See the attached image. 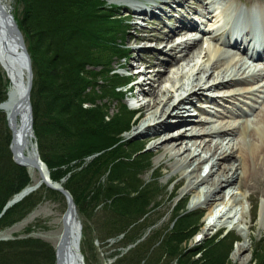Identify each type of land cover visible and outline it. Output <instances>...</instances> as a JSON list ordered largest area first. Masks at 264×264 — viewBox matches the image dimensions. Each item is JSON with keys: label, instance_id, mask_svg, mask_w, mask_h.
<instances>
[{"label": "rangeland", "instance_id": "374dc122", "mask_svg": "<svg viewBox=\"0 0 264 264\" xmlns=\"http://www.w3.org/2000/svg\"><path fill=\"white\" fill-rule=\"evenodd\" d=\"M96 1L101 3V5L95 7L98 13L95 15L104 19V23L99 22L102 35L104 33L113 34L114 40L123 42L120 37L122 34L123 37L126 38V41L125 43L123 42V44L127 46L128 50H125L123 54H128V56L125 59L118 60L115 56H121L123 54L117 53L116 50L108 49L109 51H101L100 53L95 51L91 53L90 51L81 50V53L77 54L78 58L75 57V60L78 62L84 60L95 62L94 65H86V62L83 69H79L85 70V72L83 71L81 73L83 86H90L95 88L96 91V93H90L84 98L93 101L95 99L93 96H95V103H103L108 106L107 117L113 118V121L109 125L110 130H113L116 127H124L128 123L129 127L127 132H130V130H133L132 128H137L142 125L141 118H139L141 111L139 110L137 112L138 114L135 113V118L138 116V120L134 118L124 120V113L131 115L130 104L134 103L137 105L150 99V96L143 94L141 89L147 92L150 85H155L154 83H151L153 79V69L148 68L143 72L146 76L136 79L138 82L143 81L144 84L141 87L136 86L131 95H125L123 91H121L123 92L122 95H115L121 92L113 90L111 93L108 88H105L107 83L104 85L103 81L105 80L102 76H99L104 65L97 63L104 62L105 59L113 58V63L111 64V69L113 70L112 73L132 75L135 72L142 70V67L144 66L138 64L137 59L139 58H141V62L146 61L145 63L169 60V57L161 52V48L154 47L155 43L153 41L144 43L136 39L150 36L155 30L168 31V27L172 28L179 24L177 21L181 19L185 21L183 15L186 20L193 21L194 18L196 20L194 22L199 23L198 15L191 14V9L196 7V1H189V7L175 10V12L168 14L167 16H162L161 14L159 16L155 15L154 18L146 16L148 22H142V26L137 24L135 18L128 17L130 16V10L127 6L132 0H119L116 2L114 0ZM3 2L10 9L14 18L16 15L20 14L22 4L18 0H3ZM113 4L116 6L114 5V7L111 8L110 5ZM163 8H165V11H169L168 7ZM107 10L110 13L107 12ZM89 11L90 10H88V12ZM155 12H158V10L155 9ZM15 13L16 15L14 16ZM107 13L111 14L110 17L118 22L111 23L107 19ZM114 14L116 15L115 18L113 17ZM80 21L81 20H78V22ZM87 24L88 23H83L84 26ZM123 29L125 33L121 32ZM193 36L189 38H192ZM22 38L24 41L25 52L31 63L33 84L34 74L32 61L27 48L28 43L25 41L24 37ZM106 38L109 39V36ZM187 39L188 38H183L182 40L185 41ZM182 40L178 39V42L182 43ZM209 45L212 46L211 44ZM198 46L206 48L208 43H199ZM142 47L145 48L140 50V52L135 51V49ZM169 47L170 45L168 48ZM194 51H196L195 48ZM118 65L121 68H119ZM170 70L171 69H169V71ZM93 75H96L97 78H93ZM167 75L168 74L166 73V76ZM164 83L161 86H163ZM100 88L101 91H99ZM85 92H88L87 89ZM227 92L228 91L225 90H218L217 96L228 94ZM31 93L32 88L30 92V103L32 106ZM102 99H104V101L99 102V100ZM231 101H233V99L228 97H224V100H221V98L217 99L216 104L214 103L212 105L213 107L209 108L212 113L209 116L208 112L199 110L200 105H204L202 102L195 99L193 100V103L195 104H192V106L188 105L189 108L183 109L181 111V116H186L188 114L192 115L194 121H196L194 124H201V126H196V132H207L210 128L220 127L228 129V125L234 124L233 126H235L241 123L240 121L242 120L230 117L229 109H231ZM209 104L210 103L207 101V105ZM90 105L91 104H83V108H88ZM186 105L187 104H184L183 106ZM227 106H229V109H227ZM263 107L264 106L260 108L261 111L264 110ZM217 110L220 111L217 113ZM259 111H256L254 115H257ZM213 113H215L214 116ZM224 115H227V117ZM252 120L254 121L250 125L251 127L254 126L256 119L254 118ZM130 122L133 124L132 128L130 127ZM98 123L99 122L96 124ZM200 132L198 134H200ZM186 133L188 134L187 137H190L189 133ZM160 138L161 134L149 133L139 134L132 137L130 140L124 141L125 145L119 148L118 151H123V155L130 154L129 157L132 156L130 161L134 159V156H140V161L136 164L135 170L127 172L123 177L117 178L116 175L111 172L109 177L105 175L103 178L99 179V183L95 180L94 182L97 184L98 190L92 191L89 194V200L86 199L87 201H81L80 206H78V204L76 205L78 218L82 224L80 249L84 256L85 263L128 264L124 257L127 255L128 251L136 249L139 244H143L139 249V256L147 252L148 258L153 255V252L162 241V238H164V235L173 227L174 221L178 218L173 217L176 211H179V213L181 212L183 216V214L188 212L202 210L204 211V215L197 225L199 226L198 229L182 244V246L185 245L187 251L191 249L192 253L193 251H196L193 255L194 260L200 257V253L197 251L199 250L198 247L202 246L207 239L221 231L222 236L227 232L232 233V235H229V233V237L227 238L229 242L233 241V245L227 256L228 264H256V261L257 264H264V165L261 166L258 173L255 171L254 179H246L244 181L241 176L240 181H243L242 188L240 189L241 191L237 190L233 185L227 187L222 186L223 188L221 189L222 192L219 193V198L217 197L214 202L207 204L205 199L211 198L213 194L217 193L220 189L218 186V180H221V176L225 174L230 175L233 168L237 165V161L228 159L225 162H219L218 166L220 169H218V167L211 169L210 164H207L203 171L200 172L201 178L205 177V182H200V184H197L196 186L189 185V180L191 179L190 171H192V167L184 161V158H182L187 156V154H184L180 158H176L172 157L171 153H166V147L152 148L153 143L157 142ZM209 140H214V138H202V136H200L196 139H190V142H188V139H180L179 142L176 143V146L184 147L185 143L188 146L192 143H207ZM216 140L221 141V138H216ZM33 142L36 146L35 138L33 139ZM140 147L141 150L135 153V150H138ZM168 148H172V145H168L167 149ZM211 153H213V148L212 150L207 151V156ZM118 160H120V158ZM146 164L148 165L144 167ZM18 167L25 170L29 177V185L33 184L27 169L21 166ZM210 169L211 171L209 172ZM237 172L239 173V171ZM112 179L117 180V183H110ZM135 180H137V183H131ZM107 184L109 186L121 187L123 193L111 196V200H108V197H110L109 194L115 193V191L111 189L110 193H105ZM155 187L158 188L157 191L155 190ZM151 188L153 189L151 190ZM159 188L161 189V192L159 191ZM95 194L96 198L94 200L93 196ZM139 195H143L145 199L141 200L138 197ZM35 196H38L39 198L38 203L25 216L3 227L0 231V240L12 241L17 239H35L43 241L54 250L62 232V216L66 208L65 201L61 197L49 193L46 187L40 188L36 192L26 196L24 199L29 198L32 200ZM115 202L118 204L117 206ZM183 206L184 212L181 209ZM140 208H142V210H140ZM117 211L122 213L123 216ZM34 213H37L36 216L30 217L31 214ZM210 213H215V219L212 220L208 217V214ZM47 214H51L52 216L48 217L46 216ZM54 216H56L55 218L57 219L59 218L57 223L52 221ZM179 216H181V214ZM117 221L119 223L123 222L119 228H116ZM25 222L28 223L25 224ZM193 222L194 221L191 219L183 220L179 222V227H191ZM179 223H177V225ZM119 230L124 231L123 233L118 234V232H120ZM57 233L58 235L55 237L54 235ZM143 235H145L144 240L127 252L123 251L126 246L133 243V240ZM197 237L200 238L196 240ZM239 248L243 249L239 251ZM219 250H222V248H219ZM209 253L212 255L215 253V257H218L221 252L211 249ZM154 256L155 260L157 259L156 264H166L167 259L164 255L160 257V253L157 252ZM207 257L209 260H212V256L209 254ZM141 264H144V262L142 261ZM170 264L177 263L172 262Z\"/></svg>", "mask_w": 264, "mask_h": 264}, {"label": "trees", "instance_id": "16d2710c", "mask_svg": "<svg viewBox=\"0 0 264 264\" xmlns=\"http://www.w3.org/2000/svg\"><path fill=\"white\" fill-rule=\"evenodd\" d=\"M18 1L22 4V9L20 14H14L15 21L28 43L27 48L33 66L31 97L38 153L49 171L50 179L60 182L61 179L66 178L63 186L70 192L75 204L80 206V202L87 201L92 191L98 190L95 180L99 183V179L105 175L109 177L111 172L117 178L123 177L127 172L134 171L136 164L140 161V156H134V159L130 161L132 159V156L129 157L130 154L123 155V151H118L125 145L121 135L128 131L129 124L110 130L109 125L113 118L107 117L108 106L95 103V96H93L94 100L91 99L93 101L84 98L96 91L90 86H83L81 73L85 70L79 69H83L86 62V65H94L95 62L75 60L81 50L100 53L111 49L122 53V49L114 43L113 34L102 35L99 22L104 23V19L95 15L97 13L95 7L101 5L96 0ZM109 13H107V19L111 23L118 22L112 19ZM113 17L115 18L116 15ZM78 20L81 21L78 22ZM83 23L88 24L84 26ZM107 36L109 39L106 38ZM110 61L111 58L97 64H103L106 67L101 70L100 76L106 81H103L104 85L107 83L105 88L112 93L113 90H117L119 79L111 75L110 69H107ZM92 77L97 78L96 75ZM7 87L8 80L0 72V102L6 98ZM86 89L88 92H85ZM102 101L104 99L99 100V102ZM83 104L91 105L83 108ZM124 117V120H129L131 115L124 113ZM97 122L99 123L96 124ZM10 138L11 134L6 126L5 118L0 112V212L14 194L29 184V177L25 170L11 160L8 149ZM140 150L141 147L135 150V153ZM68 174L70 175L67 177ZM135 182L137 183V180L131 183ZM110 183H117V180L112 179ZM111 189L115 193H110ZM155 190L157 191L158 188L155 187ZM47 191L62 198L57 192L49 189ZM159 191L161 192L160 188ZM105 193H110L108 200H111V196L122 194L123 190L121 187L107 184ZM138 197L141 200L145 199L143 195ZM95 198L96 194L93 196L94 200ZM38 201V196L32 200L26 198L8 209L0 218V231L3 227L25 216ZM181 209L184 212V206ZM118 213L123 216L122 213ZM173 217L178 218L164 235L153 255L147 258L146 252L139 256V249L143 245L139 244L136 249L128 251L124 257L128 264H141L142 261L144 264H156L157 259L155 260L154 255L157 252L160 253V257L162 255L166 257V264L172 262L177 264L229 263L227 256L233 241L229 242L227 238L232 233L223 237L217 234L207 239L202 246L198 247L200 257L194 260L193 255L196 251L193 253L192 249L187 251L182 244L198 229L201 213L190 212L182 216L181 212L176 211ZM188 219L194 221L191 227H179V222ZM122 224L123 222H118L116 228L121 227ZM211 249L221 253L215 257V253L214 256L209 253ZM208 254L212 256V260L207 257ZM0 264H54V250L43 241L35 239L0 241Z\"/></svg>", "mask_w": 264, "mask_h": 264}, {"label": "bare ground", "instance_id": "6f19581e", "mask_svg": "<svg viewBox=\"0 0 264 264\" xmlns=\"http://www.w3.org/2000/svg\"><path fill=\"white\" fill-rule=\"evenodd\" d=\"M114 1L116 2L119 0ZM189 1L190 0H164L160 2L161 4H157L159 2L155 4V1H151L155 4L151 9H158L162 16H167L175 12V10L189 7ZM243 1L252 3V0ZM257 1L260 0H256L250 6L253 7L252 10L247 13L231 8L236 10L235 15H238L233 26H248L257 33L258 37L264 39V4L260 7L261 9L257 10V8H254ZM210 3L211 2L208 0H203V2H199L198 5L202 9L208 11L207 8H209L208 4ZM163 7H168L169 11H165ZM138 8L143 9V6L138 5L137 9ZM153 10H150V14L148 12L145 13V15L148 16L149 14L151 15L150 18H154L155 15H152L154 14L152 12ZM207 11H202V13H197V15L204 17V14L210 13ZM212 18H214V16L210 15V19H206V22H204L206 25L208 22H212V25H208V29L211 30L203 33L211 34V36L202 40V43L209 41L210 38L216 41V45H212V47L209 46V44L206 48L198 46L201 42L195 36L184 43H176L178 38L182 39L191 36V29L196 28V24L193 21L185 22L183 19L177 21L179 23L178 25L172 28L168 27V31L155 30L150 36L135 38L144 43L153 41L155 43L154 47L161 48V52L169 57V60L144 64L142 63L143 61L141 62V58L137 59L138 64H142L141 66L144 64V66L142 70L137 71L138 75L136 78L146 76L143 72L148 68H152L153 79L151 83L155 85H150L147 92L141 89V92L150 96V99L144 103L141 102L137 104V108L141 111L139 118H141L142 125L133 128L129 134V136L149 133L161 134V138L153 143L152 148L166 147V153H171V156L176 158H180L184 154H187V156L182 158L192 167L189 185L196 186L200 184V182H205V177L201 178L200 172L203 171L207 164H210L211 169L215 167L220 169L218 166L219 162H225L228 159L237 161V165L233 168L232 173L230 175L225 174L221 176V180H218L220 189L217 193H214L211 198L205 199L207 204L214 202L217 197L219 198V193L222 192V186L227 187L233 185L237 190H240L243 185V181H240L241 176L244 181L246 179H254L255 171L258 173L261 166L264 165V110L256 115L253 128L250 127L249 123L245 122L237 126H233L232 124L228 125L229 127L227 130L221 127L217 129L210 128L207 132L199 131L200 134L196 132V126H201V124H194L196 121H194L192 115L188 114L186 116H181V111L185 109V106L183 107L184 104L192 106L193 100L195 99L197 101H206L209 99L208 92L211 93L212 91L222 90L240 84L248 85V83L257 76H252L250 80L242 78V76L248 74L247 71L249 69L240 59L234 58L235 55L233 53L226 51V54L224 52L222 48L223 39L219 38L220 33H218V29L213 27L215 22ZM120 37L125 43L126 38H124L122 34ZM115 41L123 44L122 41ZM210 44L212 43L210 42ZM169 45L170 47L168 48ZM194 48L196 51H194ZM139 50H141V48L135 51ZM7 56L8 54L0 38V65L4 72L8 73V77L11 80L6 99L1 104V110L5 114L13 111L22 86L25 85L27 75L25 69H21V66L17 65L16 62H11ZM169 69L171 70L169 71ZM166 73L168 74L167 76ZM163 83L164 85L161 86ZM143 84V81L138 82L137 86L141 87ZM247 91L248 90L245 89L242 93L245 94ZM257 93L260 92L257 91ZM250 95H252V93ZM186 111L189 112L188 110ZM22 119V114H18L15 117L17 131L20 130ZM186 132L189 133L190 137H187L188 134ZM200 136H202V138H214V140H209L207 143H192L190 146L185 143L184 147L176 146V143L179 142L180 139H188V142H190V139H196ZM216 138H221V141L216 140ZM23 140L24 146L22 154L28 162L19 161L27 169L33 182L32 185H35L42 179L44 170L37 165L36 149L32 137L27 135ZM170 144L172 148L167 149ZM212 148L213 153L207 156V151L212 150ZM237 171H239V173ZM24 191V189L21 190L14 197L18 198ZM36 214L37 213L31 214L30 217H35ZM46 216L49 217L52 215L47 214ZM214 216L215 213L208 214V217L211 219ZM55 217L56 216H54L52 221L57 223L59 218L57 219ZM27 223L28 222H25V224ZM77 223L78 227H76V229L81 233L82 224L80 221ZM57 235L58 233L54 236L57 237ZM80 240L79 234V241ZM242 249L243 248H239V251Z\"/></svg>", "mask_w": 264, "mask_h": 264}, {"label": "water", "instance_id": "95a60500", "mask_svg": "<svg viewBox=\"0 0 264 264\" xmlns=\"http://www.w3.org/2000/svg\"><path fill=\"white\" fill-rule=\"evenodd\" d=\"M0 22V38L2 40L3 47L8 54L7 58L11 62H16L17 65L21 66V69H25L27 72V82L24 86H22L18 100L15 102L13 111L6 114L7 126L12 134L9 146L12 153V159L17 165L24 166L19 161L21 160L24 162H28V160H26V158L22 154L24 146L23 138L27 135L32 134V109L30 104V88L32 76L30 61L25 52L24 43L22 37L18 32L17 26L12 16L6 10L5 5L2 4L1 0ZM18 114L23 115L19 131H17V128L15 126V117ZM37 165L40 168L43 167V169L45 170V174H43L42 180L36 186L27 189L20 195V197L9 201L4 207L1 215L5 212V210L20 201L25 195L34 191L40 184H44L46 187L59 192L65 200L66 209L62 217L63 229L58 243L55 247V264H85L83 255L80 251L79 234L81 238V233L76 229V227H78L77 222L79 221L77 219L72 196L66 189L61 186L60 183L50 181L46 167L43 162L38 159V157ZM144 237L145 236H143L140 240H142ZM130 247L132 246H129L128 248Z\"/></svg>", "mask_w": 264, "mask_h": 264}]
</instances>
